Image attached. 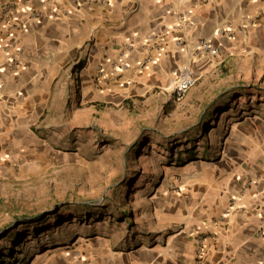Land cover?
Segmentation results:
<instances>
[{"label": "crops", "instance_id": "1", "mask_svg": "<svg viewBox=\"0 0 264 264\" xmlns=\"http://www.w3.org/2000/svg\"><path fill=\"white\" fill-rule=\"evenodd\" d=\"M8 3L22 27L9 34L0 17V42L12 46L11 54L0 53L2 193L53 165L62 127L78 142V114L86 121L109 110L136 114L148 124L142 130L194 116L182 129L190 144L216 111H229L236 98L228 89L240 86L246 94L235 81L264 74V0H0V13ZM54 6L62 10L58 16ZM34 9L43 10L37 19L30 17ZM200 39L220 53L207 54ZM183 66L198 81L174 101V71ZM241 111L213 144L182 143L178 151L196 150L191 158L175 154L171 169L181 173L174 179L182 191L159 194L156 207L143 210L140 230L121 236L101 229L72 243L85 245L86 256L61 255L55 263L264 264V101ZM199 233L207 236L202 259Z\"/></svg>", "mask_w": 264, "mask_h": 264}, {"label": "rangeland", "instance_id": "2", "mask_svg": "<svg viewBox=\"0 0 264 264\" xmlns=\"http://www.w3.org/2000/svg\"><path fill=\"white\" fill-rule=\"evenodd\" d=\"M235 82L244 83L246 94L240 86L228 89L236 98L229 111L220 114L225 107L216 111L215 119L221 116V120L212 119L203 131L193 133L195 139L190 144L182 129L196 122L194 116L174 122L161 120L149 124L153 130H142L148 124L140 125L134 120L136 114L109 110L95 114L93 121L78 114V142L75 144L72 135L64 137L62 127V143L55 144L60 155H54L53 165L25 179V186L0 192V236L4 234L0 238V264H56L61 255L86 256L85 245L72 243L91 240L101 229L121 236L128 228L137 231L145 224L143 210L156 207L159 194L182 191L174 179L181 173L171 169L175 154L190 158L196 154L194 149L187 155L178 151L182 143L186 148L198 147L200 142V149L213 144L229 126L230 115L238 117L241 110L264 101V74ZM67 122L65 118L60 123ZM216 124L219 127L210 130ZM86 207L87 212L83 211ZM39 213L47 215V224L35 223L36 233L30 223L23 222Z\"/></svg>", "mask_w": 264, "mask_h": 264}, {"label": "built area", "instance_id": "3", "mask_svg": "<svg viewBox=\"0 0 264 264\" xmlns=\"http://www.w3.org/2000/svg\"><path fill=\"white\" fill-rule=\"evenodd\" d=\"M189 1V0H184ZM15 5L13 3H8L4 8L1 10L0 17L1 19L6 23V29L9 31V34L12 33V31L20 29L22 27L21 24L16 23L14 20L13 13L15 11ZM52 14L54 16H58L59 13L62 12L59 6L52 7ZM43 13V10L41 9H34L30 13V17L32 19H37L41 16ZM189 13L185 12L181 18L183 21L187 22L189 21L188 17ZM9 26V27H8ZM230 28H221L219 32L224 34L225 32H229ZM157 38V34H151L149 36L150 40H154ZM177 44L180 46L183 44V41L181 39L177 40ZM197 46L200 47L203 51H205L207 54L211 56H217L220 53V47L213 44L210 40L207 39H200L197 42ZM0 53L4 54H11L12 53V46L7 42H0ZM11 67L13 70H18L20 66V61L18 58H12L11 59ZM125 67H128V64H124ZM175 77L173 79L172 85H171V91H172V99L174 101H180L185 98L189 90L194 87L198 81L197 76L195 75L193 69L190 66H183L179 67L174 71ZM264 213V208H263ZM198 248H197V254L200 259H202L203 255L205 254V244H206V234L199 233L198 235Z\"/></svg>", "mask_w": 264, "mask_h": 264}, {"label": "trees", "instance_id": "4", "mask_svg": "<svg viewBox=\"0 0 264 264\" xmlns=\"http://www.w3.org/2000/svg\"><path fill=\"white\" fill-rule=\"evenodd\" d=\"M88 210H89V208L86 207L83 211L87 212ZM23 223L26 224L27 226H28V223H30L29 227L30 226L34 227V230L37 233V230H36L37 226H35L37 224H35V223H40V224L46 225L47 224V215L45 213H39V214L35 215L31 220L25 219ZM13 231H15V230H13ZM3 236H4V234H2L0 236V238Z\"/></svg>", "mask_w": 264, "mask_h": 264}]
</instances>
